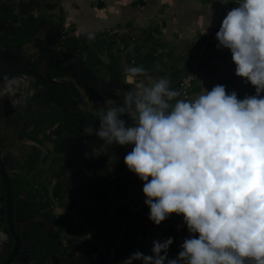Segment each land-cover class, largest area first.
<instances>
[{"label":"clouds","instance_id":"clouds-1","mask_svg":"<svg viewBox=\"0 0 264 264\" xmlns=\"http://www.w3.org/2000/svg\"><path fill=\"white\" fill-rule=\"evenodd\" d=\"M236 5L215 38L254 95L239 99L217 84L181 98L168 78L146 84L138 79L146 69L131 66L124 74L134 86L100 117L105 146L133 145L124 163L144 182L149 220L159 226L182 215L190 234L176 258L169 237L152 242L153 255L136 251L121 264H264V0Z\"/></svg>","mask_w":264,"mask_h":264},{"label":"flooded vegetation","instance_id":"flooded-vegetation-1","mask_svg":"<svg viewBox=\"0 0 264 264\" xmlns=\"http://www.w3.org/2000/svg\"><path fill=\"white\" fill-rule=\"evenodd\" d=\"M18 14L17 0H0V241L13 216L16 231L29 239L20 249L28 264L39 245L28 234L58 227L47 209L50 195L75 197L82 187L104 195V147L119 145L105 146L96 132L107 109L122 104L128 82L84 61L60 23H44L31 36L21 31L27 18ZM59 244L69 247L66 264H87L78 244ZM12 250L8 241L0 246V264Z\"/></svg>","mask_w":264,"mask_h":264},{"label":"crops","instance_id":"crops-1","mask_svg":"<svg viewBox=\"0 0 264 264\" xmlns=\"http://www.w3.org/2000/svg\"><path fill=\"white\" fill-rule=\"evenodd\" d=\"M52 2L57 3L55 9L60 8L62 19L61 21L48 19L57 24L63 23L61 25L63 30L69 32L71 37H80L93 32L103 38V31L109 29L114 32L111 40L116 44L121 42L125 44L124 41L129 42V51L134 48L135 51H141L140 47L145 48L147 44L153 46L144 55L153 54L155 60L152 67L157 68L160 72L164 70L162 77L168 78L167 76L172 74L168 78L171 81V87L177 82L172 83L171 78L179 73L177 70H181L187 61L181 60V56L187 54L192 46H196L193 42L197 40L199 43L202 42L204 35L209 30L214 29L216 36L223 18L228 11L235 7L233 5L229 8H222L219 0H52ZM146 29L148 31L145 37L146 42L142 45L140 36ZM153 32L157 34L154 36ZM219 49L225 55L230 51ZM228 54L231 56V61L232 54ZM212 55L215 54L211 53ZM230 61L221 63L220 83L216 84L225 85L226 89H230L229 93L235 91L238 98L243 99L249 95L244 87L246 78H242V80L236 77L230 78L232 71ZM188 71L179 74L182 76L179 77L178 82ZM158 76H160L159 73L155 78ZM153 80L155 79L153 78ZM247 83L255 90L254 86ZM206 88L207 85H204L201 92H198L196 88L193 99L204 94ZM144 205V212L141 216L147 218L150 209L146 204ZM126 209V199H117L116 214L120 216ZM195 235L198 237V234ZM189 236L187 226L183 223V216L173 213L159 226L146 222V226L138 224V230L131 228L129 236L131 245L128 248L125 247V251L128 250L129 256L136 251H140L144 255H153L152 242L154 240L162 242L171 237L173 243L169 246L168 257L172 258L171 253L178 252L177 246ZM127 253L125 254L127 255ZM161 254L163 255V253ZM138 261H133V264H137Z\"/></svg>","mask_w":264,"mask_h":264},{"label":"rangeland","instance_id":"rangeland-1","mask_svg":"<svg viewBox=\"0 0 264 264\" xmlns=\"http://www.w3.org/2000/svg\"><path fill=\"white\" fill-rule=\"evenodd\" d=\"M19 1L20 0H17L18 5H19ZM219 1H220L221 6H222L221 0H219ZM229 6L230 5H228L226 8H229ZM231 6H233V5H231ZM33 13L35 16L44 15L53 21H61V19H62V12H61L60 8H57L53 11H50L45 6V4H43L41 6V8L36 9ZM151 31H153V30H151ZM147 32L148 31L146 29L145 32L141 34V36H140V43L141 44L146 42L145 37L147 35ZM155 34H157V33L153 32L154 36H155ZM65 35L67 38L68 37L71 38V35L69 32L66 31ZM200 41H201V39H200ZM124 43L125 44H123L122 42L120 44L119 43L115 44V46L111 49V52L114 54L121 53L123 56H125L128 50H127V46H126L125 41H124ZM193 43L196 44V46H192L188 50L187 54L181 56V60H187V61L184 64L185 66L181 70L180 69L177 70L179 73L176 76H174L173 78H171L172 83L173 82L175 83L176 81L178 82L179 77L182 76L179 74L182 73L183 71L185 72L187 70L192 69L194 67V65L198 62L199 57H200L199 68L197 71L196 88L198 89V92H201L202 87L204 85H207V88L205 90L211 91V89L215 85H217L216 83H220L219 75H221V74L219 73V70L222 69L221 63H224V62L227 63L228 61H230L231 56H229L228 53L231 54V52L229 51L226 55L223 54V52H221L220 49L217 48L218 41L212 43L211 45L205 46L204 45L205 37L202 40V42L199 43V40H197L196 42H193ZM121 44H123L125 46L124 50H122L120 48ZM89 45H91V42H89ZM152 47L153 46L147 44L145 46V48L140 47L141 51H138V53L140 55H144L148 50L150 51L152 49ZM97 49L99 50V53H100L102 59L105 62H109V56H108L109 50L107 49V45L102 44ZM211 53H214L215 55L211 56ZM225 56H226V58H225ZM82 57H84V56H82ZM191 63H192V65H191ZM122 66L131 67V66H133V64H130L127 61H124V62H122ZM230 68L232 69V71H231L232 76L229 73L230 78L232 79V77H236L237 79L242 80V77H239L235 74L234 69L236 68V65L233 62V60L230 61ZM105 69H106L105 65L99 66V70L101 71V73L103 75H106ZM157 73H159L160 76L155 78L157 76ZM163 73H164V70L162 72H160V71H158L157 68L154 69V67H152L151 70L147 72V76H143V77H139V78H141L144 83H148V82L154 83L157 79L162 77L161 75ZM171 75L167 76V77L170 78ZM149 77L151 78V81H149V79H148ZM153 78L155 80H153ZM245 85H247V86H245ZM245 85H244V87L246 88L247 93L249 95H254L255 90H253L247 82L245 83ZM196 88H194L191 99H193L195 96L194 93H195ZM226 91L228 92V91H230V89H226ZM198 92H196V93H198ZM261 95H264V93H261ZM125 119H127V118L125 117ZM132 147H133V145H128V146H120L119 145L117 147H114V149H111V151L108 150L107 147H104L105 154H107L110 157L109 163H108V168L101 171V174L104 175V176H101V182H102V188H104L102 190H103V193L105 196H106V194H108V187L111 186L112 183H114L116 181L122 182L128 176V174H129V176L131 175L132 172H130L128 170L127 166L124 163V156L132 150ZM114 174H115L116 178L114 177ZM117 199H118L117 197H113L112 199L108 198L107 201H105L107 203L106 207H103L100 203L103 199H100V196L95 194L94 191L88 190L86 187H82V188H80V190L76 191L75 197H72L70 195L63 197L61 194L60 195H55V194L50 195V197L47 198V201L50 203L49 207L47 206V209L52 212L51 215L53 217L55 215V217L58 218V221H60L59 226H61V228L63 229L62 240L66 244L68 242L69 237H71L73 235L72 234L73 227H72L69 219L71 217H72L71 219H75V217L73 215H77V216L84 215L86 212V208L90 207V206L93 207V209L95 211H98L99 213H101V211H103V212L106 211V213H107L106 216L108 218H111L112 221L107 223L106 225H105V222H103L101 227H102L104 232L112 230V228H113L112 224L114 222H116V219L118 218V215L115 212L116 211L115 207L117 205ZM143 212H144V210H143ZM141 215L142 214L139 215L138 220L135 219L132 230H138V224L146 226V222L152 223L148 218L149 215L147 218L146 217L143 218ZM64 217H65V220L62 221ZM52 219H54V218H52ZM54 220H56V219H54ZM181 244L179 246H177L178 252L171 253L172 258H176L178 256V253L181 250V247H180ZM130 245L131 244L129 241L127 244V248L130 247ZM79 247H80L79 252H83V250L88 246L84 245L80 240ZM132 250H133V247H132ZM127 252H128V250L124 251V254ZM126 257L127 258L129 257V253H127ZM136 263L142 264V261L139 260Z\"/></svg>","mask_w":264,"mask_h":264},{"label":"trees","instance_id":"trees-1","mask_svg":"<svg viewBox=\"0 0 264 264\" xmlns=\"http://www.w3.org/2000/svg\"><path fill=\"white\" fill-rule=\"evenodd\" d=\"M43 4H45V6L49 10H53L57 7V3L52 2V0H20L19 1L18 15L27 18L23 20V29L21 30L22 32H24L25 34L29 33L31 34V36L35 35V33L39 31V29L42 27L44 23L50 21L44 15H38L36 17L33 13L36 9L41 8ZM62 24L63 23L60 22L59 25ZM89 42H91V45H89ZM102 44H106L107 49L109 50L108 53L109 62H105L102 59L99 50L97 49ZM115 44H116L115 41L113 40L110 41L105 37L100 38L97 36L95 37L94 40H89L87 38V34L82 35L80 37H71L68 41V47H71L74 50H80L81 55L84 56L83 57L84 61L89 62L92 67L105 65L109 75H111L115 79H121L125 77L124 70L127 67L122 66V62L124 61L133 64V66L142 65L147 72L151 70L155 60L153 54L140 55L137 50L135 51V48L132 51L131 50L129 51L128 41H126V46L128 51L125 56H123L121 53L114 54L111 52V49L115 46ZM179 83L180 81L172 85L171 88L174 90H179ZM56 194H59V192H57ZM100 199H103L100 202L101 205L103 207H106L107 203L105 201H107L108 198L106 196H100ZM47 203L45 202L43 206L46 207L48 205ZM125 211H127V209ZM125 211L123 213H125ZM85 213L89 219H91L92 217H96V218L101 217V220L95 221V225L97 227H101L103 222L109 223L112 221L111 218H108L106 216L107 215L106 211L104 212L101 211V213H99L98 211H95L91 206L86 208ZM49 216L56 219L55 222L58 226L57 230L55 232L43 234L39 229H37L36 231H33L32 233L28 234L33 239L39 240L37 252L36 254L33 255L30 263L28 264H59L60 260L65 264L67 263L66 254L69 251V247L68 246L61 247V245L59 244V241H62V243H64L62 240L63 229L61 228V226H59L60 221H58V218L55 216L53 217L50 213ZM129 239L130 238L128 237L127 242L129 241ZM68 241L70 245L73 243L80 245V237L78 236L74 237L72 235V237H69ZM124 251L125 249L122 251V254H124ZM57 252H61V253L57 254ZM82 254L85 257L87 264H107L108 262L107 255L98 253L94 246L86 247L83 250ZM124 260L126 259L121 258L117 264H121V262Z\"/></svg>","mask_w":264,"mask_h":264},{"label":"built area","instance_id":"built-area-1","mask_svg":"<svg viewBox=\"0 0 264 264\" xmlns=\"http://www.w3.org/2000/svg\"><path fill=\"white\" fill-rule=\"evenodd\" d=\"M222 7L226 8L228 5H236V0H221ZM114 32L107 29L103 31L102 36L111 40ZM98 35L95 34V37ZM214 29L209 30L205 35V46L211 45L217 42L215 38ZM120 48L125 49V46L121 44ZM200 57L198 62L190 69L180 80L179 90L182 92L181 98L191 99L196 81L197 71L199 68ZM117 175V174H116ZM114 177L116 178L115 174ZM143 184L135 173H131L122 181L114 182L108 187V194L106 197L118 199H126L127 211L118 216L116 222H114L112 230L104 232L102 227L95 225L96 220H101V217L87 218L86 213L84 215H73L75 219H69L73 227V236L80 237L81 242L88 246H94L96 251L100 254H106L108 257L107 264H117L121 258L127 259L122 251L127 247V239L130 234L131 226L135 219L143 213L145 196L143 194ZM65 220V217L62 221ZM112 220V219H111ZM73 222V223H72ZM107 223L105 222V225Z\"/></svg>","mask_w":264,"mask_h":264},{"label":"water","instance_id":"water-1","mask_svg":"<svg viewBox=\"0 0 264 264\" xmlns=\"http://www.w3.org/2000/svg\"><path fill=\"white\" fill-rule=\"evenodd\" d=\"M46 49L50 50L48 48H46ZM138 79L142 80L141 78H138ZM133 86H134L133 84L126 83V84H124V88L123 89L128 90L129 88H131ZM87 179H89V178H87ZM89 180L91 182V179H89ZM15 220L16 219L13 218V216H10V220H9L10 231L5 229V234H6L7 237H6V239L4 241H0V246L1 245L2 246L5 245V243L8 241L9 242V249L13 248V250L10 253V255L8 256V258H6V260L3 263H1V264H27V262H28L27 260H23V261L21 260L22 253L20 252V249L23 246V243L26 242V241H29V239H28V237H27L25 232H23L22 234H19L16 231V229H15V226H16ZM17 221H18V219H17ZM35 223H37L42 228V231L46 230V229H44V226L46 224L43 225L41 220L37 219V221ZM77 251H78V248H76V247H74V249L72 250L73 253H76ZM69 254H70V252H68L66 254V259H70V255ZM55 258H56V256H55Z\"/></svg>","mask_w":264,"mask_h":264}]
</instances>
